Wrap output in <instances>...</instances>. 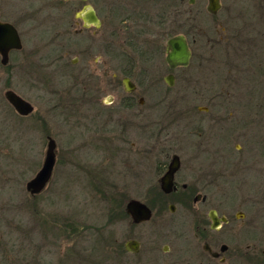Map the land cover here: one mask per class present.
Masks as SVG:
<instances>
[{
	"label": "flooded vegetation",
	"instance_id": "1",
	"mask_svg": "<svg viewBox=\"0 0 264 264\" xmlns=\"http://www.w3.org/2000/svg\"><path fill=\"white\" fill-rule=\"evenodd\" d=\"M185 3L194 8L196 1L0 0V23L19 37V47L0 51L3 119L31 117L45 142L43 157L49 140L55 142L54 170L59 150L49 113L62 110L78 139L95 141L110 176L99 186L118 187L119 161L128 172L132 197L112 199L110 231L95 250L104 254L95 264H264V182L255 173L252 183L244 172L238 209L230 208L223 193L233 115L229 87L214 103L193 86L187 69L198 27ZM219 4L215 14L208 0L204 9L213 17ZM87 6L99 26L86 25ZM38 29L54 30L56 41H34ZM178 36L190 51L186 66L167 61V41ZM22 75L31 78L30 97L15 86ZM12 91L31 105L29 114L7 100ZM237 147L242 152L244 145ZM239 162L245 166V157ZM53 170L39 193L27 192L32 198L47 190ZM131 203L148 214L137 219ZM28 256L24 263L34 264L35 256Z\"/></svg>",
	"mask_w": 264,
	"mask_h": 264
},
{
	"label": "rangeland",
	"instance_id": "2",
	"mask_svg": "<svg viewBox=\"0 0 264 264\" xmlns=\"http://www.w3.org/2000/svg\"><path fill=\"white\" fill-rule=\"evenodd\" d=\"M195 1L194 8L185 3L198 27L195 41H190L193 57L187 72L196 91L212 97L214 103L224 100L222 90L229 87L233 115L229 184L223 193L230 208L238 209L241 175L247 172L253 183L256 173L264 182V0H221L222 10L213 17L204 9L206 0ZM185 25L182 22L183 31ZM54 32L38 29L32 35L42 43L56 41ZM85 41H90L88 36ZM30 80L22 75L15 84L28 97ZM4 100L1 96L0 107ZM49 116L59 153L52 183L32 198L25 186L41 168L44 139L32 128L31 117L15 121L8 114L4 120L0 114V264H25L22 259L29 254L35 256L34 264H95L104 254L95 250L97 240L110 231L112 199L126 202L132 197L124 163L117 166V188L99 186L110 176L100 165L95 141L78 139V129L64 122L62 110L50 111Z\"/></svg>",
	"mask_w": 264,
	"mask_h": 264
},
{
	"label": "water",
	"instance_id": "3",
	"mask_svg": "<svg viewBox=\"0 0 264 264\" xmlns=\"http://www.w3.org/2000/svg\"><path fill=\"white\" fill-rule=\"evenodd\" d=\"M208 11L212 14H215L219 8V0H208ZM86 14H84V19L86 21V25L93 24L99 26V22L94 16L93 10L87 6L85 8ZM168 42V51H167V61L172 65H182L186 66L189 62L190 51H188V46L183 36H178L170 39ZM19 47V37L14 29H12L9 25H4L0 23V51H7V49ZM7 100L13 105V107L20 114L26 115L32 111V107L29 103L22 100L16 94L12 92H8L6 94ZM55 142L50 139L47 145V150L45 157L43 159L42 167L36 176L27 182L26 190L31 194L39 193L45 186V184L49 181L52 170L55 163ZM175 164V163H173ZM171 164V171L174 170V165ZM137 204L131 203L128 208L131 212H135V217L140 219L141 215L148 214L147 210L142 211L140 214L136 211ZM141 207V206H140ZM134 209V210H133Z\"/></svg>",
	"mask_w": 264,
	"mask_h": 264
}]
</instances>
